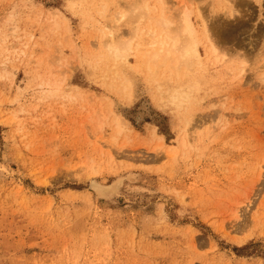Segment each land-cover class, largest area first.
<instances>
[{
	"label": "rangeland",
	"instance_id": "rangeland-1",
	"mask_svg": "<svg viewBox=\"0 0 264 264\" xmlns=\"http://www.w3.org/2000/svg\"><path fill=\"white\" fill-rule=\"evenodd\" d=\"M221 1L151 0L222 61L179 108L104 59L133 0H0V264H264V0Z\"/></svg>",
	"mask_w": 264,
	"mask_h": 264
},
{
	"label": "bare ground",
	"instance_id": "bare-ground-1",
	"mask_svg": "<svg viewBox=\"0 0 264 264\" xmlns=\"http://www.w3.org/2000/svg\"><path fill=\"white\" fill-rule=\"evenodd\" d=\"M257 2L260 3V0ZM236 3V0L220 2L227 17L232 18L235 15L238 10L235 8ZM186 7L184 3L181 7L164 4L162 7L153 8L151 0H133L130 10L119 15L117 26L124 22L133 25L129 33L130 39L123 41L110 33L109 42L105 45L104 59L111 62L112 72L120 82V93L127 103L134 101L131 76L135 73H143L149 84L160 85L159 88L175 83L169 100L180 108L200 90L202 80L198 77L209 72V64L213 62L221 65L217 45L213 42L212 28L204 20L201 10H197V7ZM195 13L201 19L202 28L195 25ZM131 58L135 65L131 63ZM225 69L228 73L236 70L230 67ZM244 73L245 70L242 69L241 78ZM63 90L64 86L61 85L55 93ZM164 146V139L160 138L158 150H162ZM175 150L171 152L176 154ZM122 185L123 181H119L112 189H118ZM92 188L103 196L109 190L96 182L92 184Z\"/></svg>",
	"mask_w": 264,
	"mask_h": 264
}]
</instances>
